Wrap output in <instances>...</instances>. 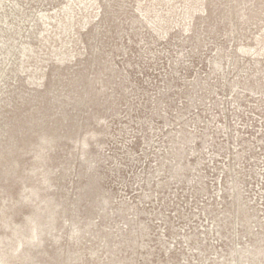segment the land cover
I'll use <instances>...</instances> for the list:
<instances>
[{"label":"rangeland","instance_id":"1","mask_svg":"<svg viewBox=\"0 0 264 264\" xmlns=\"http://www.w3.org/2000/svg\"><path fill=\"white\" fill-rule=\"evenodd\" d=\"M246 263L264 0H0V264Z\"/></svg>","mask_w":264,"mask_h":264},{"label":"bare ground","instance_id":"2","mask_svg":"<svg viewBox=\"0 0 264 264\" xmlns=\"http://www.w3.org/2000/svg\"><path fill=\"white\" fill-rule=\"evenodd\" d=\"M251 262H253V260ZM246 264H251V263H246Z\"/></svg>","mask_w":264,"mask_h":264}]
</instances>
